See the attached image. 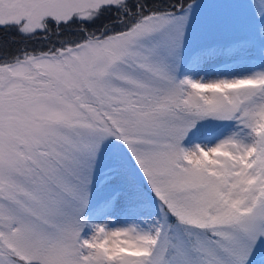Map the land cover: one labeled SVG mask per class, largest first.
Returning a JSON list of instances; mask_svg holds the SVG:
<instances>
[{
	"label": "snow or ice",
	"instance_id": "6c2138e0",
	"mask_svg": "<svg viewBox=\"0 0 264 264\" xmlns=\"http://www.w3.org/2000/svg\"><path fill=\"white\" fill-rule=\"evenodd\" d=\"M0 264H264V0H0Z\"/></svg>",
	"mask_w": 264,
	"mask_h": 264
}]
</instances>
